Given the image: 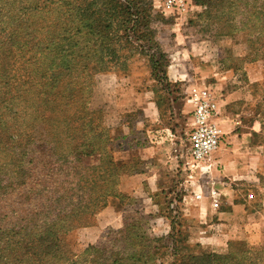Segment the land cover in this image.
I'll return each mask as SVG.
<instances>
[{"label":"trees","instance_id":"trees-1","mask_svg":"<svg viewBox=\"0 0 264 264\" xmlns=\"http://www.w3.org/2000/svg\"><path fill=\"white\" fill-rule=\"evenodd\" d=\"M3 1L17 11L0 7V264H264V245L198 254L174 216L173 232L154 236L139 211L90 245L82 262L67 255L64 237L124 197L127 161L115 156L118 138L91 107L95 76L140 52L155 81H167L151 27L162 15L153 0H94L91 12L89 0L82 10L75 0ZM195 1L209 20L243 3ZM255 13L253 29L264 31V10ZM187 191L180 181L167 208L179 213Z\"/></svg>","mask_w":264,"mask_h":264},{"label":"rangeland","instance_id":"rangeland-1","mask_svg":"<svg viewBox=\"0 0 264 264\" xmlns=\"http://www.w3.org/2000/svg\"><path fill=\"white\" fill-rule=\"evenodd\" d=\"M75 1L77 8H85L83 0ZM186 1L187 10L179 11L166 7L165 0H153L162 16L151 27L166 56L167 81H155L148 56L140 52L95 76L91 107L101 111L103 124L118 138L115 156L127 161L120 185L124 197L110 198L89 225L64 237L63 248L74 260L82 262L90 245L103 241L109 229L121 228L123 218L135 211L147 217L146 231L154 236L172 233L174 216L183 224L189 249L198 254L226 253L231 243L264 245V31L261 25L253 29L264 0H243L240 12H218L211 20L195 0ZM93 2L87 11L95 10ZM0 7L1 14L7 7L17 11L3 0ZM204 88L219 103L215 120L222 138L211 154L210 173L203 176L195 168L189 177L192 98ZM211 178L221 193L217 209L207 195ZM180 181L189 196L200 186L207 189L201 200L189 198L175 213L167 205ZM250 193L254 198H248Z\"/></svg>","mask_w":264,"mask_h":264},{"label":"built area","instance_id":"built-area-1","mask_svg":"<svg viewBox=\"0 0 264 264\" xmlns=\"http://www.w3.org/2000/svg\"><path fill=\"white\" fill-rule=\"evenodd\" d=\"M165 6L168 8H174L179 11L187 10L186 0H165ZM192 101L194 103L193 116L191 129L188 134V140L190 142L189 156H190V170L192 173L189 177L193 176L196 171L195 168L200 169L203 176L210 173L212 162L211 154L220 147V140L222 138V129L219 123L215 120L219 113L220 106L216 97L211 90L204 88L196 91ZM209 184L208 197L210 199L211 206L217 209L221 204V193L216 188V181L211 178L207 181ZM199 192L194 193L193 196L186 194L184 201L187 202L189 198H193L195 201H199L203 198L204 188L207 189V185L200 186ZM190 192L189 188L186 186ZM249 199L254 198V194L248 195Z\"/></svg>","mask_w":264,"mask_h":264},{"label":"crops","instance_id":"crops-1","mask_svg":"<svg viewBox=\"0 0 264 264\" xmlns=\"http://www.w3.org/2000/svg\"><path fill=\"white\" fill-rule=\"evenodd\" d=\"M259 130H260V129L255 128V131H256V132H259ZM229 155H230V154H229ZM223 156L226 157V154L223 153ZM227 158L230 159V156H227Z\"/></svg>","mask_w":264,"mask_h":264}]
</instances>
